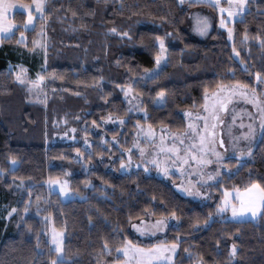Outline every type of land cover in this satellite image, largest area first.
<instances>
[{
  "label": "trees",
  "instance_id": "16d2710c",
  "mask_svg": "<svg viewBox=\"0 0 264 264\" xmlns=\"http://www.w3.org/2000/svg\"><path fill=\"white\" fill-rule=\"evenodd\" d=\"M246 3L243 20L231 23L232 41L218 26L216 9L193 1L48 0L46 19L36 18V26L30 30L22 28L24 12L13 14L12 19L21 27L15 28L10 39L0 41V204H10L14 198L17 212L4 230L0 220V264H51L54 251L49 248L38 212L50 213L53 225L64 231L65 264L114 262L118 259L115 249L124 236L142 244L176 242L174 264H264V215L254 220L217 215L205 226L208 213H215L222 195L219 186L210 198L201 201L180 194L169 182L141 169L115 174L107 164L112 154L120 159L118 148L108 139L109 143L102 145L100 135L91 131L87 133L92 151L86 157L93 166L87 171L74 157L76 149L83 151L81 144L46 141L56 129L54 122L59 123L63 116L75 127L82 121L89 125L113 116L126 118V122L121 131L107 128V135L119 134V145L127 148L136 121L183 130L186 122L182 111L200 109L205 88L211 92L220 83L239 81L257 87L258 94L264 92V81L256 85V74L264 77V0ZM201 7L209 9L212 23L204 36H195L190 13ZM42 26L48 40L44 73L51 92L45 104H37L27 101L25 87L15 81L7 65L28 63L18 51L25 55L32 49ZM113 28L115 32L110 31ZM21 31L27 47L16 43ZM124 32L128 36L122 37ZM245 34L249 39L242 43ZM157 36L164 38L168 63L160 80L133 85L148 113L140 119L127 113L118 85L137 79L154 64L159 50L158 43L154 46ZM233 46L239 56H235ZM243 65H247L246 71ZM230 70L235 75L229 74ZM160 88L166 90V99L162 105H153L151 100ZM74 118L79 120L72 122ZM238 169L223 176L225 187L244 186L250 179L264 182V131L251 159ZM55 177H65L78 197L62 200L58 192L50 193L44 182ZM18 181L20 188L13 184ZM86 181L93 186L86 187ZM28 200L32 203L25 213ZM145 210L155 212L151 218L175 211L179 220L165 234L149 241L138 237L129 223V216L132 222L144 218ZM105 242L110 251L104 249Z\"/></svg>",
  "mask_w": 264,
  "mask_h": 264
},
{
  "label": "snow or ice",
  "instance_id": "6c2138e0",
  "mask_svg": "<svg viewBox=\"0 0 264 264\" xmlns=\"http://www.w3.org/2000/svg\"><path fill=\"white\" fill-rule=\"evenodd\" d=\"M194 2L207 3L211 7L217 9L220 13L219 26L227 29L228 38L230 40L233 39L234 30L228 27V22L236 18L243 20V14L247 10L246 0H228L227 7L222 5V0H194ZM47 3L48 0H32L31 4L21 5V7L27 11V18L22 25L25 30L35 28V19L37 17L42 20L46 19L45 10ZM180 3H184V0H180ZM14 7H16L14 0H0V41L10 39L14 35L15 28L21 27V25L16 24L13 19L9 18ZM210 26L207 16L201 17L197 15L195 25L196 32L204 35L208 32ZM110 31L115 32L116 29L113 28L110 29ZM40 35H44L43 27L41 28ZM121 36H128V33H121ZM248 39L249 37L245 34L241 42H247ZM256 39H259V37H256ZM16 43L24 44L25 47H27L24 31L19 33V38L16 40ZM155 43H158L159 50L155 56L154 67L144 69L143 73L129 84L118 85L120 90L124 93L125 99L129 100V103H131L132 100L138 99L137 96L131 95L134 91L133 85L138 87L140 84H147L150 81L155 83L160 80L162 68L168 63L167 48L164 38L161 36L155 37L154 46ZM38 47L43 48L45 50V56H47V44L41 40L34 39L32 41L31 50L35 51ZM261 47H264V40H261ZM233 52L236 56H239V52L235 46H233ZM243 70H247V65H243ZM23 71L24 70L17 73L15 79L22 86L26 85L29 93L39 88L44 83L45 77L43 75L38 74L35 80H27L23 75ZM229 74L235 75L231 70ZM53 78H56L55 73H53ZM262 81H264V77L258 72L256 74V85L258 86ZM261 96H264V92L258 94L257 87H252L249 90L247 84H243L239 81L232 84L220 83L216 86L215 90L211 92L205 88L201 113H197L195 117H193L192 113L188 111L184 112V116L188 118V124L184 132L171 133V139L175 141L171 145L166 143L168 139L167 129L162 128L160 142L159 144H154L153 147L152 159L146 161V163L154 165L164 176H168L173 168L179 171L181 175L188 171V169H191V171H188V185H175L178 190L184 192L188 196L208 199L210 198L211 191L217 190L215 186H219L222 195L219 202L216 203L215 213L211 211L208 213L205 226L217 215L223 219H228L226 214L229 212L231 213V218L234 220L237 218L243 219L245 217L256 218L258 215H264V182L258 179H250V182L246 183L244 186L234 184L231 187H225V185L221 183L223 176H231L234 172L239 170L238 167L226 166L221 162L235 158L237 164H239L245 156H251L253 149L248 148L247 152L243 150L238 151L235 153L234 157L225 155L216 150L217 138L215 131L218 125L224 124V120L221 119V113L226 111L230 104L239 99H243L244 102L252 105L254 111L248 112L247 115L255 116L256 113H258L261 127L264 128V99H261ZM165 99L166 90L164 88H160L155 97H153V100L158 105L162 104ZM136 107H138V105H134L129 111H132ZM139 110L144 112L145 116L147 115L145 109ZM108 119H111V117H108ZM201 120L203 121V128L199 126ZM233 121H235V117H233ZM125 122L123 118L119 119V123L124 124ZM93 124L99 127L96 121H93ZM137 126L140 127L139 123ZM85 127H87V125ZM240 127L243 128L244 125L241 124ZM247 127V132H241L240 136L232 137L233 148L238 146L241 139L248 140L253 134V124L250 123ZM72 131H75V129ZM189 133H191V135H189ZM137 135L149 143H154L156 139L155 131L151 125L147 128H140ZM185 139L189 140L190 143L185 144ZM113 140L115 141L116 138L113 137ZM84 143L87 145L88 140L85 139ZM103 143L108 144L109 142L103 140ZM224 143L223 139L219 140V146L221 148H223ZM135 147L139 149L142 158L146 156V149L140 147L139 141H137ZM182 150L183 155H181ZM75 151L77 153V159H79L81 156L80 150L76 149ZM125 151L131 153L132 149H126ZM209 156H214L218 164L215 172L207 171L208 165L213 163ZM13 163H15L14 160ZM131 165V155L128 156L127 161L123 159L120 161V169L130 168ZM147 170L146 167L145 171ZM193 176H195L196 179L193 180ZM44 183L48 186L50 193L55 192L57 186L59 187L60 196H67L71 192L67 180L61 181L57 178H50ZM197 185H199V187H197ZM85 186L92 187L93 185L91 181H86ZM201 188L209 189V191H201ZM154 201L155 197H153V202ZM25 203L26 207L24 211L27 213L32 201L28 200ZM161 206L164 207L165 204L162 202ZM37 210H40L39 207ZM16 211L17 210L13 208L9 216ZM154 214V211L149 212L145 210V217L139 219L137 222H132V217L129 216L131 229L134 230V233L138 237H143L151 241L157 237V234H165L166 229L173 226L170 223L171 221L179 220L175 211L167 215L161 214L159 218L153 220L151 217ZM50 220L51 214L49 213L44 217V221L47 223ZM197 226H199L198 223ZM117 231L120 230L118 229ZM50 233L49 248L50 250L54 248L57 254L56 258L51 261V264H65L63 256V230H58L54 226H51ZM177 239H179V237H177ZM177 247L178 244L176 242H165L164 240H160L156 243L142 244L139 240L133 242L128 236H124L122 243L115 249L118 259L114 261V264H171L173 259L171 253L176 252ZM104 249L108 251L111 250L107 242L104 244ZM235 251L236 249L234 246L232 249L233 255Z\"/></svg>",
  "mask_w": 264,
  "mask_h": 264
},
{
  "label": "rangeland",
  "instance_id": "374dc122",
  "mask_svg": "<svg viewBox=\"0 0 264 264\" xmlns=\"http://www.w3.org/2000/svg\"><path fill=\"white\" fill-rule=\"evenodd\" d=\"M180 1V0H179ZM184 1H193L194 0H184ZM14 3L16 5V7L13 8L11 16L9 17L10 19H12L13 14L16 11H21L25 13V20L27 18V11L21 7V5L24 4H31L32 0H14ZM228 4V0H222V5L224 7H227ZM216 12L218 14V19L220 21V13L218 12V10L216 9ZM197 15L203 17V16H207L209 18V22L211 25V12L209 11V9L207 7H201V8H195L191 11L190 13V29L193 33V35L195 36H204L199 34L198 32L195 31V25H196V17ZM226 15V14H225ZM38 18V17H37ZM239 19V18H236ZM234 19V20H236ZM24 20V21H25ZM231 20L228 22V27L232 28L231 23L234 21ZM23 25V24H22ZM218 26H219V22H218ZM43 27V26H42ZM41 27V28H42ZM211 27V26H210ZM220 27V26H219ZM23 28V27H22ZM221 28V27H220ZM24 29V28H23ZM210 29V28H209ZM224 30L227 29L222 28ZM44 30V27H43ZM41 31V29H40ZM40 31H39V36L36 40H41L43 42H45L47 44V37L45 35V31H44V35L41 36L40 35ZM19 38V37H18ZM227 38H228V32H227ZM229 41H232V39L230 40L228 38ZM1 44V43H0ZM159 48V45H158ZM20 56H24L23 58H25L26 60H28V63L24 64L21 61H16L15 63H9L7 66L8 68L13 72L14 74V79L16 77L17 73H20L22 70L23 71V75L25 77V79L27 80H35L37 75H43L45 77V81L44 83L37 89H34L31 93L28 92L27 90V86L23 85L26 89L27 92V101L33 102V103H37V104H45L50 96V92L51 90H49L47 88V78L46 75L44 73V57H45V50L43 48H37L35 51H32L31 49L29 50V52H27V54H29L27 56V54L23 55L22 53L24 52H20L18 51ZM235 54V53H234ZM236 56V54H235ZM155 65L154 64L149 67V68H153ZM147 69V68H146ZM143 73V71L138 75L140 76ZM16 81V79H15ZM19 83V82H18ZM20 84V83H19ZM129 84V83H128ZM232 84V83H230ZM127 85V84H126ZM120 89V88H119ZM251 88L249 87V90ZM215 90V89H214ZM120 92L122 93V96L126 102V107L128 110V114L134 115V116H138V118L143 119L146 118L148 113L145 109V107L142 106L141 104V95L138 92L133 91V93L131 95L137 96L138 99L137 100H132L131 103H129L128 99H125L124 93L120 90ZM156 95V94H155ZM154 95V97H155ZM261 99H263L262 97H260ZM152 104L153 105H162V104H156L155 101L152 99ZM134 105H138V107L134 108L132 111H129L130 108H133ZM202 108V107H201ZM201 108L198 110H191V109H185L182 111V114L184 116V112L188 111L190 113L193 114V117H195V115L197 113H201ZM139 109H145L147 115L145 116L144 112H141ZM254 109L252 108L251 104H248L246 102L243 101V99H239L237 101H235L234 103L230 104L228 109L226 111H224L223 113H221V119L224 120V124L223 125H218L216 128V138H217V147L216 150L225 154V155H230V156H235V153L238 151H245L247 152L248 148H252L254 150L255 146L257 145L258 141L261 139L264 128L261 127L260 124V120L258 118L259 114L256 113L255 116H249L247 115L248 112H253ZM78 117V116H77ZM108 117H111V119H108ZM104 119H102L100 121V123H96L99 125V127H97L95 124H93V122H91L89 125L86 126L87 122H83L81 123V126H71L72 123H70L68 118L64 119V116L62 117L61 121L58 123L57 121L54 122V126H55V130L52 131V133L50 134V136L46 139L47 142H51V143H76L78 142L79 144L82 145L83 151H80V158L77 159V153L76 151L74 152V157L77 161H80L81 166L84 170H89L93 164L92 161L89 157H86V154H90L92 149H91V144H92V140H91V136L87 133V131H91L92 133H96L100 135V142L102 145H104L103 140L108 139L110 141V143L112 145H114L116 148H118L119 153L121 154L120 159H116V156H114L115 154H112L111 156L108 157V168L111 169L115 174H124V173H128L130 171L133 170H137V169H141L143 170L146 174L149 175H154L158 178L164 179L165 181L169 182L176 190L177 192H179L180 194L190 197L192 199H196V200H201V201H205L207 199H204L202 197H194V196H188L186 195L184 192L178 190L175 185L177 184H181L183 186H187L188 185V181H189V176H188V171H191V169H188V171H186L183 175L180 174L179 171H177L175 168H173L168 176H164L163 173L159 172V170L152 165L151 163H146V161H150L152 159V153H153V147L154 144H159L160 142V136L162 135L161 133V129L162 128H166L167 129V133H168V139L166 141L167 144L171 145L173 144L175 141H173L171 139V133L176 132V133H181L184 132L186 129V126L183 130L181 131H174L169 129L168 127L164 126V125H159V126H151L153 128V130L155 131L156 134V139L154 141V143H149L148 141H145L142 137H138L137 133L140 131V128H147L150 124L147 123L146 121H136L134 124V129L132 132V138L131 141L129 143V146L127 148H122L119 145V138L120 135L117 134L115 136H108L107 135V128H113V127H118L119 131H121L123 129V125L119 123V119L117 117H113V116H108ZM233 117H235V121H233ZM185 118V122L186 125L188 124V118ZM124 120H126V118H123ZM79 119L74 118L73 120H71L72 122H76ZM139 123V126L138 125ZM253 124V134L249 137L248 140H243L241 139L239 141V144L236 148H233V141H232V137L235 136H240L241 132H247L248 131V124ZM243 124L244 127L241 128L240 125ZM199 126L201 128H203V121L201 120L199 122ZM59 128H62L61 130H59ZM73 129H75V131H72ZM87 133V135H86ZM231 133V134H229ZM189 135H191V133H189ZM113 137L116 138V140H113ZM85 139L88 140V144L85 145L84 141ZM223 139L224 140V146L223 148H221L219 146V140ZM118 141V142H117ZM137 141H139L140 147H143L146 149V156L145 157H141L140 155V151L138 148L135 147V144L137 143ZM190 143L189 140L185 139V144ZM126 149H132L131 153L125 151ZM253 152V151H252ZM123 153V155H122ZM131 155L132 156V165L130 168H126V169H120V161L121 159L127 161L128 156ZM181 155H183V150L181 151ZM252 157L251 156H245L239 164H237V161L235 158H232L230 160H224L221 163H223L224 165L228 166H233V167H240L242 163L250 160ZM210 159H212L213 163L208 165L207 167V171L210 172H215L216 168L218 166L215 157L214 156H209ZM114 161L117 162V165L112 164V162ZM13 165H15V163H13ZM147 167V171H145V168ZM56 178V177H55ZM57 179H60L61 181L63 180H67L65 177H57ZM192 179H196L195 176L192 177ZM68 181V180H67ZM13 184L15 185V187L20 188L22 186V183L20 181L18 182H13ZM47 186V185H46ZM48 187V186H47ZM68 187H69V182H68ZM197 187H199V185H197ZM201 191H209V189L206 188H201ZM59 194V187H56V191ZM60 196V195H59ZM62 200H67L73 197H78V194L73 193L72 191L67 195V196H60ZM12 203L10 204H6V203H1L0 204V220L3 222V230L4 228L7 227L8 224V220L12 215H15V213H12L9 216V213L12 212V209L15 208L17 210V205H16V201H14V198L11 199ZM39 222L42 224V230L45 232L46 235V239L48 240V243L50 241L51 238V233H50V227L54 226L52 221H48L47 223L44 221V217L47 214H42V213H37L36 214ZM226 216L228 217V219H232L231 218V213H227ZM159 218V217H158ZM248 218V217H245ZM243 218V219H245ZM153 220L156 218H152ZM234 220V219H232ZM235 220H240L239 218L235 219ZM172 225H176L177 224V220H173L170 222ZM55 227V226H54ZM56 228V227H55ZM58 229V228H56ZM58 230H62V229H58ZM63 240H64V231H63ZM178 248V247H177ZM54 251V248L52 249ZM177 251V250H176ZM176 252L171 253L172 255V262L171 264H174V256H175ZM57 254L54 251V259L56 258ZM105 264H114V262H109V263H105ZM195 264H200L199 262L195 263Z\"/></svg>",
  "mask_w": 264,
  "mask_h": 264
},
{
  "label": "crops",
  "instance_id": "0c3cea01",
  "mask_svg": "<svg viewBox=\"0 0 264 264\" xmlns=\"http://www.w3.org/2000/svg\"><path fill=\"white\" fill-rule=\"evenodd\" d=\"M256 218H257V217H256ZM256 218H250V217H248V218L240 219V220H254V219H256Z\"/></svg>",
  "mask_w": 264,
  "mask_h": 264
}]
</instances>
